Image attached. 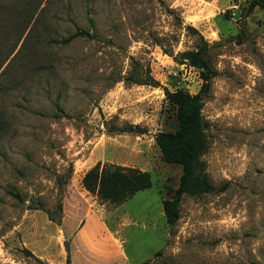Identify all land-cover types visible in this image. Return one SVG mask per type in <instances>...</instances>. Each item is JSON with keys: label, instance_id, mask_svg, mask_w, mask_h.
<instances>
[{"label": "rangeland", "instance_id": "rangeland-1", "mask_svg": "<svg viewBox=\"0 0 264 264\" xmlns=\"http://www.w3.org/2000/svg\"><path fill=\"white\" fill-rule=\"evenodd\" d=\"M251 2L0 0V264H264V6ZM202 38L218 75L201 159L224 189L185 194L169 224L182 166L156 136L179 126L166 89H201L181 53ZM98 161L152 186L101 201L82 184Z\"/></svg>", "mask_w": 264, "mask_h": 264}, {"label": "trees", "instance_id": "trees-1", "mask_svg": "<svg viewBox=\"0 0 264 264\" xmlns=\"http://www.w3.org/2000/svg\"><path fill=\"white\" fill-rule=\"evenodd\" d=\"M256 5L264 6V0H252L250 7ZM85 34L88 32L78 29L68 37L53 39V41L68 43L77 36ZM181 55L190 65L199 69L202 85L196 94L184 89L174 91L166 89L167 99L176 106L179 126L175 131L160 132L156 136V141L166 161L176 162L182 166L177 187L173 190L172 196L165 198L162 202L169 224H174L178 220L179 205L185 194L201 195L224 189L213 184L206 171L205 161L201 159V154L206 147L205 127L207 125L201 112L202 96L210 90L211 80L218 75V71L210 62L209 46L204 39L196 49L186 50ZM136 128L137 126H130L123 130ZM82 184L101 201L121 204L139 190L152 186V177L149 171L138 167L98 161L85 172ZM10 193L23 200L17 191L10 190ZM50 219L53 220V218ZM67 262L70 263L69 255Z\"/></svg>", "mask_w": 264, "mask_h": 264}, {"label": "crops", "instance_id": "crops-1", "mask_svg": "<svg viewBox=\"0 0 264 264\" xmlns=\"http://www.w3.org/2000/svg\"><path fill=\"white\" fill-rule=\"evenodd\" d=\"M105 234H106V235H109L107 232H105ZM119 248H120V247H119ZM120 249H121V248H120ZM121 251H122V250H121ZM122 257H123V259H125V258H126V256H125L124 254H123V256H122ZM125 260H126V259H125Z\"/></svg>", "mask_w": 264, "mask_h": 264}]
</instances>
